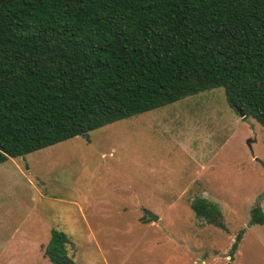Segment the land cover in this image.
Returning a JSON list of instances; mask_svg holds the SVG:
<instances>
[{"label":"rangeland","instance_id":"obj_1","mask_svg":"<svg viewBox=\"0 0 264 264\" xmlns=\"http://www.w3.org/2000/svg\"><path fill=\"white\" fill-rule=\"evenodd\" d=\"M0 163V264H264V127L221 87ZM219 207L225 228L196 216ZM150 210L157 220H151ZM241 239L230 257L236 235Z\"/></svg>","mask_w":264,"mask_h":264},{"label":"trees","instance_id":"obj_2","mask_svg":"<svg viewBox=\"0 0 264 264\" xmlns=\"http://www.w3.org/2000/svg\"><path fill=\"white\" fill-rule=\"evenodd\" d=\"M218 87L264 127V0H0V163ZM65 241L51 230L52 264H73Z\"/></svg>","mask_w":264,"mask_h":264},{"label":"water","instance_id":"obj_3","mask_svg":"<svg viewBox=\"0 0 264 264\" xmlns=\"http://www.w3.org/2000/svg\"><path fill=\"white\" fill-rule=\"evenodd\" d=\"M241 116H244L241 112H238ZM145 214L151 219V220H157L158 216H156L153 212H151L150 210H145L144 211Z\"/></svg>","mask_w":264,"mask_h":264}]
</instances>
